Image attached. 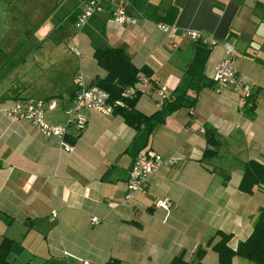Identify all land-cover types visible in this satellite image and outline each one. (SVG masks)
Here are the masks:
<instances>
[{"label": "crops", "instance_id": "0c3cea01", "mask_svg": "<svg viewBox=\"0 0 264 264\" xmlns=\"http://www.w3.org/2000/svg\"><path fill=\"white\" fill-rule=\"evenodd\" d=\"M97 1L102 11L80 27L85 57L78 45H69L67 51L62 44L45 41L54 23L58 29L68 19L75 21L85 0H0V75L12 73L6 68L9 57L15 67L28 61L31 70H37L34 75L47 81L34 96L0 94L6 100L3 104L0 100V223L5 231L0 239L5 236L21 243L33 230L40 240L35 249L60 253L62 264H80V260L168 264L178 254L195 262L198 246L203 248L201 262L216 264L215 253L205 246L207 239L221 230L231 234L228 245L234 248L249 234L257 210L264 207V187L251 194L237 189L243 162L264 163V0H146L156 6L159 17L170 6L176 9L170 24L176 34L174 48L169 34L135 9L132 0ZM116 8L135 22H113L111 11ZM186 31L217 42L204 43L209 53L202 72L209 83L197 92L192 107L166 113L148 135L145 129L127 126L119 115L84 109L80 111L86 119L84 127L77 136L73 128L67 132L73 137V142L67 140L73 150L67 152L55 136L43 135L25 120L7 121L3 115L5 108L22 99H51L55 107L44 113V120L65 124L76 75L87 84L104 75L94 63L89 41V35L98 34L112 47L124 46L135 66L146 65L151 71L153 86L149 83L139 93L134 107L144 114L160 110L163 99L187 87L185 70L193 46L187 35H180ZM223 43L233 47L237 78L251 86L250 110L239 108L238 95L228 87L217 90L211 79ZM22 49L26 51L18 55ZM159 89L161 98L156 94ZM186 94L193 93L188 89ZM203 124L216 130L221 144L215 156L201 160ZM142 152L173 157L176 163L151 174L145 191L130 202L124 198L125 180L135 155ZM216 169L226 171L227 180ZM162 198L170 201L168 210L154 205ZM14 219L27 227L20 239L6 233ZM231 264L251 263L234 256Z\"/></svg>", "mask_w": 264, "mask_h": 264}, {"label": "trees", "instance_id": "16d2710c", "mask_svg": "<svg viewBox=\"0 0 264 264\" xmlns=\"http://www.w3.org/2000/svg\"><path fill=\"white\" fill-rule=\"evenodd\" d=\"M132 4L145 18L156 23L164 22L170 25L176 12V9L170 6L165 15L159 17L156 15V6L147 4L146 0H132ZM89 41L95 65L104 71L102 77H95L89 85H96L105 90L108 94L106 101L109 104L118 99L122 100L123 105H114L111 113L119 115L127 126L136 131L145 129L147 135L156 123L162 122L166 113H171L184 106L192 107L197 92L209 83L205 80L202 72L209 49H206L204 43L199 40L192 41L193 50H191L190 59L185 70L189 77L187 87L179 93L172 92L171 98L163 99L160 110H156L151 114H144L134 107L139 93H135L133 97L129 98L121 97V92L124 88L133 85L137 81L138 74L147 77L149 83L153 86V80L150 78V69L146 65L135 66L124 46L112 47L99 34L97 38L89 35ZM188 89L192 91L193 96L186 94ZM251 102V106L246 110H250L253 105L252 97ZM202 128L205 148L202 152L201 160L215 156L217 148L221 144L216 130L211 125L203 124ZM74 131L77 136L81 130L74 128ZM65 138L73 142V137L65 136ZM220 174L224 180H227L228 174L226 175L222 171H220ZM263 187L264 163L253 159L243 162L237 189L240 192L251 194L254 190H262ZM230 237V233L216 230L205 242V246L215 253L216 264H231V259L234 256L242 258L251 264H264V207H260L257 210V215L249 234L244 239L237 241L234 248L228 245ZM21 250L19 242L3 236L0 239V264H12L11 256L17 255ZM202 255L203 248L198 246L193 253V257L196 259L195 262L193 260L186 261L183 259L182 254H178L173 256L168 264H203L201 262Z\"/></svg>", "mask_w": 264, "mask_h": 264}, {"label": "built area", "instance_id": "2783aa9c", "mask_svg": "<svg viewBox=\"0 0 264 264\" xmlns=\"http://www.w3.org/2000/svg\"><path fill=\"white\" fill-rule=\"evenodd\" d=\"M102 6L97 0H85L82 10L78 13L75 24L82 27L87 18L95 13L102 11ZM111 20L118 25L133 24L135 19L127 15L122 8H116L111 11ZM158 29L166 32L170 36V47L176 45L173 42V37L176 36L171 26L165 23H157ZM187 35L191 41L199 40L209 46L215 45L217 42L209 36L196 32L186 31L180 34ZM75 54L79 52L73 47H70ZM211 79L216 84L217 90L222 87H228L239 97V108L248 109L251 106L252 90L251 86L237 78L234 69V51L229 43H223V54L213 67ZM74 95L71 102V107L66 110L68 115L67 121L62 125H53L44 120V113L55 107V102L51 99H31L25 98L15 102L3 111V115L7 121L17 122L19 120L28 121L33 127L38 129L45 136H55L59 145L63 150L71 152L73 146L65 138L70 128L81 130L85 124V117L80 111L84 109L95 110L101 114L111 113L114 105H123V101L118 99L112 104L106 100L108 94L102 88L96 85H89L84 82L82 76L76 75L74 78ZM149 86L147 77L138 74L137 81L133 85H129L121 92V97H133L135 93L143 92ZM156 94L161 98L163 92L161 89L156 91ZM176 159L173 157L163 158L156 153H137L134 157L131 168L125 180L124 198L128 201H133V197L138 192H144L146 183L151 174L156 172L163 165H174ZM156 207L168 210L170 201L167 198L157 199L154 201ZM92 223L97 222L96 217H90ZM80 264H96L92 261L80 260Z\"/></svg>", "mask_w": 264, "mask_h": 264}, {"label": "rangeland", "instance_id": "374dc122", "mask_svg": "<svg viewBox=\"0 0 264 264\" xmlns=\"http://www.w3.org/2000/svg\"><path fill=\"white\" fill-rule=\"evenodd\" d=\"M63 6L64 4H62L60 8L56 11L55 18L59 15V10ZM56 26L57 25L54 23L52 29L49 31L48 36L45 39L46 43H58V46H61L60 44H62L65 50L67 51V47L69 45L75 47H77L78 45L80 48V52L83 56L86 57L87 54L85 53L84 49L80 46L81 39L82 37L83 39H85V36H83V32H80L81 28L79 26H76L75 21L73 22L72 20L68 19L64 27L57 29ZM23 51L25 52L26 49L18 51L17 54L21 55ZM8 59L9 57L6 60V68H8V70H12V73L10 75H7L6 77H2L0 75V78H2L0 79V94L2 96H6V98H12L15 95L34 96L32 94H35L36 89L45 87L47 81H45L43 77L34 75L35 73H37V70H35L34 68V70L32 71L31 65L30 63L28 64V61L22 65H16L17 67H15V64H13L14 62H10L8 61ZM14 67L16 69V72H13V70H15ZM0 100H2L1 104L6 101L3 98H0ZM200 162L203 164L202 161ZM224 168L227 169L228 167L225 166ZM215 171L217 173H220V171L226 172L223 169H216ZM256 201H260V203L263 202V200L257 198ZM23 226L24 224H21L17 221V219H14L12 225L7 229L6 233L10 234L15 238L19 237L20 239V234L23 233L24 230L26 231L27 229V227ZM3 230L4 225L0 223V234H2L3 232L5 233V231ZM39 241L40 240H37V234L33 230L29 231L24 241L20 243L22 250L17 255L11 256L12 264H62V261L59 260V257L61 256L60 253H41L38 249H35L37 244H39ZM43 245L44 243L42 244V247ZM208 260H210V258H208ZM206 263L208 264V262Z\"/></svg>", "mask_w": 264, "mask_h": 264}]
</instances>
